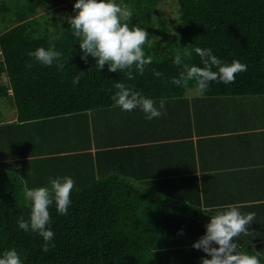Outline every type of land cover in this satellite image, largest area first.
Wrapping results in <instances>:
<instances>
[{
  "label": "trees",
  "instance_id": "16d2710c",
  "mask_svg": "<svg viewBox=\"0 0 264 264\" xmlns=\"http://www.w3.org/2000/svg\"><path fill=\"white\" fill-rule=\"evenodd\" d=\"M161 1L116 0L133 12L130 23L149 34L143 48L154 58L142 75L133 69L131 80L126 72H110L107 64L99 70L91 55L82 60L79 40L58 12L23 13L0 30V96L11 98L22 122L112 106L117 82L152 99L185 96L195 89V81L187 89L173 84L181 70L173 60L179 52L184 63L203 67L196 47L210 48L227 63L237 59L247 65L234 83L212 81L204 95L264 93V0H178L180 30L172 36ZM77 11L73 4L69 16ZM49 41L63 53V71L28 55L41 46L47 49ZM189 51L191 57L185 56ZM153 69L163 75L157 78ZM24 185L19 175L0 165V255L15 248L22 264H155L153 247L167 206L151 192L116 175L74 185L66 215L54 203L49 208L55 247L43 252V238L18 226L21 216L27 220L30 215ZM249 248V254H257L254 246ZM259 258L264 264V254Z\"/></svg>",
  "mask_w": 264,
  "mask_h": 264
},
{
  "label": "crops",
  "instance_id": "0c3cea01",
  "mask_svg": "<svg viewBox=\"0 0 264 264\" xmlns=\"http://www.w3.org/2000/svg\"><path fill=\"white\" fill-rule=\"evenodd\" d=\"M161 99L165 114L152 120L112 105L22 122L14 106L0 116V165L29 188L116 175L151 192L167 206L155 264H202L206 254L192 244L228 204L256 214L250 234L235 238L238 251L264 254V93L191 90L153 99L157 107Z\"/></svg>",
  "mask_w": 264,
  "mask_h": 264
},
{
  "label": "clouds",
  "instance_id": "9594fccd",
  "mask_svg": "<svg viewBox=\"0 0 264 264\" xmlns=\"http://www.w3.org/2000/svg\"><path fill=\"white\" fill-rule=\"evenodd\" d=\"M75 15L64 17L75 38L79 40L81 59L87 61L89 55L95 58V66L100 70L105 64L110 72H126L129 80L134 79L133 69L141 75L147 65L153 62V57L146 55L143 46L149 34L139 24L130 23L133 12L116 0H76ZM50 47H38L28 55L43 66L57 65L63 71L65 61L63 53L55 48L52 41ZM203 67L189 65L182 61L179 52L175 54L173 63L180 68L179 76L172 77L171 82L177 86L188 88L190 81H195V90L203 96L210 82L218 81L225 84L234 83L236 74L247 70V65L237 59L231 63L221 60L213 54L210 48L196 47ZM191 57L192 53L186 52ZM26 67L31 68L29 63ZM217 70L214 71L213 69ZM153 74L159 78L163 74L153 69ZM83 71L73 78L72 83L78 84ZM117 91L112 96L114 106L121 110L132 111L139 108L148 120L165 114V100L161 99L159 107L156 102L141 91L127 86L123 82L115 84ZM10 92H12L10 90ZM50 187L41 186L29 188L25 183V199L30 202V215L27 220L23 216L18 219V226L25 232L38 233L44 240L42 251L48 252L55 245L54 231L48 227L51 223L49 208L55 204L60 215H66L71 203L70 193L74 188L71 176L49 177ZM255 213H241L233 204L224 205L211 215L206 223V233L196 240L192 247L202 250L206 255L201 257L202 264H261L259 252L252 255L238 251L236 239L241 235H249L248 225L255 219ZM210 257V258H209ZM0 264H22L20 254L15 248H9L0 255Z\"/></svg>",
  "mask_w": 264,
  "mask_h": 264
},
{
  "label": "rangeland",
  "instance_id": "374dc122",
  "mask_svg": "<svg viewBox=\"0 0 264 264\" xmlns=\"http://www.w3.org/2000/svg\"><path fill=\"white\" fill-rule=\"evenodd\" d=\"M75 3L76 0H0V30L18 22L20 17L24 15L23 13L52 15L58 12L61 17H67L71 12L72 5ZM161 6L164 10L168 34L172 36L180 30L179 2L178 0H162ZM1 53L0 50V55ZM191 90L196 91L195 89ZM13 108L14 104L10 97L0 96V116L3 117L4 113L9 115V110L12 111Z\"/></svg>",
  "mask_w": 264,
  "mask_h": 264
},
{
  "label": "built area",
  "instance_id": "2783aa9c",
  "mask_svg": "<svg viewBox=\"0 0 264 264\" xmlns=\"http://www.w3.org/2000/svg\"><path fill=\"white\" fill-rule=\"evenodd\" d=\"M11 90V89H10Z\"/></svg>",
  "mask_w": 264,
  "mask_h": 264
}]
</instances>
